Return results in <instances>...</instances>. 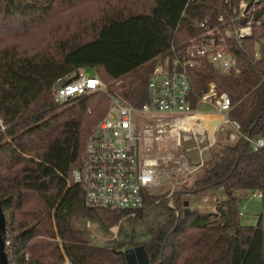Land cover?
Here are the masks:
<instances>
[{
  "label": "trees",
  "instance_id": "trees-1",
  "mask_svg": "<svg viewBox=\"0 0 264 264\" xmlns=\"http://www.w3.org/2000/svg\"><path fill=\"white\" fill-rule=\"evenodd\" d=\"M237 1L0 0V206L8 264H125L122 250L138 244L147 264H264L260 217L245 225L238 215L241 192L264 190V147L252 150L241 135L218 142L190 181L174 190L178 216L154 193L134 215L86 207L81 188L66 179L79 166L107 97L95 92L57 105L50 92L55 77L85 67L139 104L153 57L170 41L195 35V21ZM251 31L243 50L235 49L238 73L219 75L205 63L193 70L191 87L199 94L213 81L229 96V117L239 133L254 137L264 135V24ZM36 33L43 35L30 41ZM218 190L217 214L197 207L183 213L187 194ZM73 215L104 230L118 223V238L110 245L90 243L72 226ZM136 226L143 228L139 240Z\"/></svg>",
  "mask_w": 264,
  "mask_h": 264
},
{
  "label": "built area",
  "instance_id": "built-area-1",
  "mask_svg": "<svg viewBox=\"0 0 264 264\" xmlns=\"http://www.w3.org/2000/svg\"><path fill=\"white\" fill-rule=\"evenodd\" d=\"M260 24H264V0H238L214 18L206 15L195 21L199 28L195 35L179 43L170 41L165 51L153 57L139 104L127 101L120 89L109 90L85 67L54 78L50 84L54 104L95 92L107 97L103 114L85 137L80 164L66 179L81 188L84 206L134 215L143 207L146 194L160 185L159 169L168 166L172 180L162 197L178 216L172 203L174 190L190 181L203 163V152L215 145L227 125L229 141L241 135L252 150L264 147V135L239 133L237 121L229 117L230 98L217 91L213 81L199 94L191 87L193 70L205 63L219 75L238 73L235 49L243 50L242 40L251 36L253 25ZM260 41L264 44V38ZM253 57H258V50ZM112 82L119 85L117 79ZM185 142L192 143L191 149L182 151ZM189 150L195 152L194 158ZM251 196L262 197V193L253 190ZM209 198V193L199 194L197 209L217 214V202L211 204Z\"/></svg>",
  "mask_w": 264,
  "mask_h": 264
},
{
  "label": "rangeland",
  "instance_id": "rangeland-1",
  "mask_svg": "<svg viewBox=\"0 0 264 264\" xmlns=\"http://www.w3.org/2000/svg\"><path fill=\"white\" fill-rule=\"evenodd\" d=\"M53 22V21H52ZM61 22V20H60ZM45 34V32H44ZM43 33L40 35V33H36L33 35L30 39L35 40L42 36ZM264 45V44H263ZM259 46H256V50H258ZM88 72L93 73L91 68L87 69ZM120 84V79H117ZM122 80V79H121ZM227 128L224 130V132L219 133L217 136L215 145L218 142L224 143L229 141L228 139V125ZM191 142H185L181 146L182 151H186V149H191ZM215 145L205 150L202 154L203 163L208 159L209 152L215 147ZM188 154L191 158L195 157V152L192 150L188 151ZM202 163V164H203ZM199 169V167H198ZM197 169V170H198ZM196 170V171H197ZM195 171V172H196ZM171 168L166 166L164 168L159 169V175L161 177V183L159 186H157L155 189H153L151 192L157 195L164 196L168 190L170 189V182L172 180V177L170 176ZM195 174V173H194ZM193 174V175H194ZM262 197H252L251 191H245L241 192V200L238 203V209L241 210L242 214L239 216V220L242 224L245 225H255L258 218L260 217V222L264 231V190L261 191ZM198 196L199 195H191L187 194L186 197L188 198L189 204L188 207H197L198 204ZM223 198V194L221 191H214L213 194H210V202L213 204L214 202H219ZM242 207V208H241ZM71 224L72 226L82 230L84 232V235L87 237L90 243L95 245H110V242L112 240H116L118 238L117 236V228L118 223L111 224L107 227V229H101L97 226V224L94 221L87 220L81 216L73 215L71 217ZM112 229H115L113 232ZM143 228L141 226H136L134 230V239L139 240L142 238L143 235ZM6 234V245H8L9 240H7L8 233L5 231ZM8 263H9V256L7 255Z\"/></svg>",
  "mask_w": 264,
  "mask_h": 264
},
{
  "label": "water",
  "instance_id": "water-1",
  "mask_svg": "<svg viewBox=\"0 0 264 264\" xmlns=\"http://www.w3.org/2000/svg\"><path fill=\"white\" fill-rule=\"evenodd\" d=\"M187 204V201L183 202L184 214L189 210ZM5 231V220L0 206V264H8L7 254L4 250V247L6 245ZM122 252L125 264H147L146 253L142 244H138L132 247H126L122 250Z\"/></svg>",
  "mask_w": 264,
  "mask_h": 264
},
{
  "label": "crops",
  "instance_id": "crops-1",
  "mask_svg": "<svg viewBox=\"0 0 264 264\" xmlns=\"http://www.w3.org/2000/svg\"><path fill=\"white\" fill-rule=\"evenodd\" d=\"M63 262L64 264H69V262L66 259Z\"/></svg>",
  "mask_w": 264,
  "mask_h": 264
}]
</instances>
